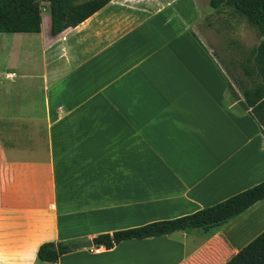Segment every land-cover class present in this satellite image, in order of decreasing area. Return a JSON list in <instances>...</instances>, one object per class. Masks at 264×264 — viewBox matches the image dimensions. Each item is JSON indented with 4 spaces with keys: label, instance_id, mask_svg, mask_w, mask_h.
Masks as SVG:
<instances>
[{
    "label": "crops",
    "instance_id": "obj_1",
    "mask_svg": "<svg viewBox=\"0 0 264 264\" xmlns=\"http://www.w3.org/2000/svg\"><path fill=\"white\" fill-rule=\"evenodd\" d=\"M207 4L112 0L53 36L44 3L40 33L0 40V264H225L264 231L262 200L208 231L72 247L264 181L248 79L209 50L202 20L225 13ZM48 242L74 251L43 263Z\"/></svg>",
    "mask_w": 264,
    "mask_h": 264
},
{
    "label": "trees",
    "instance_id": "obj_2",
    "mask_svg": "<svg viewBox=\"0 0 264 264\" xmlns=\"http://www.w3.org/2000/svg\"><path fill=\"white\" fill-rule=\"evenodd\" d=\"M112 0H0V33H40L44 3L51 15V33L59 35L75 28ZM210 6L227 17L246 21L260 41L250 52L244 75L248 81L236 80L250 115L264 133V0H210ZM264 200V181L214 206L172 220L157 221L140 227L103 233L93 238L95 247L111 250L124 241L150 239L188 229L206 231L237 218L259 201ZM53 247H56L54 249ZM74 251L71 243L48 242L37 251L43 263H56ZM225 264H264V231Z\"/></svg>",
    "mask_w": 264,
    "mask_h": 264
},
{
    "label": "rangeland",
    "instance_id": "obj_3",
    "mask_svg": "<svg viewBox=\"0 0 264 264\" xmlns=\"http://www.w3.org/2000/svg\"><path fill=\"white\" fill-rule=\"evenodd\" d=\"M201 7L202 11L213 10L210 4ZM227 21L230 20L226 14L209 16L202 20L199 29L205 33L208 48L212 49L210 51H213L215 60L224 67L227 63L229 69L225 67V70H236L242 74V70L248 68L247 59L258 45L260 37L246 21ZM9 36L11 35L0 33V40Z\"/></svg>",
    "mask_w": 264,
    "mask_h": 264
},
{
    "label": "water",
    "instance_id": "obj_4",
    "mask_svg": "<svg viewBox=\"0 0 264 264\" xmlns=\"http://www.w3.org/2000/svg\"><path fill=\"white\" fill-rule=\"evenodd\" d=\"M72 247L74 249H88V248L93 247V241L92 240H86V241L77 242V243L73 244ZM53 248L56 249V247H53Z\"/></svg>",
    "mask_w": 264,
    "mask_h": 264
},
{
    "label": "built area",
    "instance_id": "obj_5",
    "mask_svg": "<svg viewBox=\"0 0 264 264\" xmlns=\"http://www.w3.org/2000/svg\"><path fill=\"white\" fill-rule=\"evenodd\" d=\"M16 74H12L11 77H15ZM102 247H91V248H88V250L91 252V253H99L100 250H101Z\"/></svg>",
    "mask_w": 264,
    "mask_h": 264
}]
</instances>
